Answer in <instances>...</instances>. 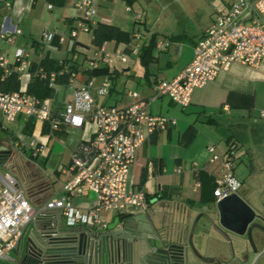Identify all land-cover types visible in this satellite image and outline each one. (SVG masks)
Wrapping results in <instances>:
<instances>
[{"label": "crops", "instance_id": "obj_1", "mask_svg": "<svg viewBox=\"0 0 264 264\" xmlns=\"http://www.w3.org/2000/svg\"><path fill=\"white\" fill-rule=\"evenodd\" d=\"M4 1L0 2V8L2 7L4 13L3 16H0V24L4 18H7L20 31V35L13 37L11 44L2 45V49L5 48L4 53L12 54L15 48H20L28 52V60H39L42 56L48 54L52 59H71L75 63L77 73H75L71 83L66 85L69 87L64 90V98H61V94L55 91L53 98L50 99L52 110H59L70 102L75 90L90 78H93L95 86L103 79H108L110 82L108 95L106 97L95 96L98 105L116 108L126 107L134 101L128 96L130 92H133L140 99L149 101L148 112L151 115L174 121V124L166 129L147 136L146 140L136 150L134 159L129 165V184L135 192L145 194L148 201V210L142 211L139 208H130L123 214L103 213L102 217L107 223V228L95 227L90 229L108 232L132 215L145 214L152 220L154 227L168 229L173 235L179 233L180 236L186 237L190 230L192 217L195 215V213H191L190 218H188L189 209L199 211L210 203L208 201L213 198L211 181L214 183V177L218 175L220 167L218 162H209L210 155L206 150L208 146L213 147L214 153L224 155L232 160L234 164L233 175L238 161H241L242 157L245 158L243 164L247 174L244 180H239L245 185L251 181L258 188L264 187V130H259L257 127L259 122H264L259 118V111L264 108V64L258 68H253L236 62L231 63L225 71L219 72L213 80L208 81L201 88L194 89L190 104L184 110L177 108L166 96L150 100L155 94V83L160 80H172L183 71L192 59L193 47L212 20L218 15L226 14L232 3L237 0H217V2L201 0L207 10L206 16L194 28H184L179 32L169 33L168 35L154 32L152 30L154 24L147 28L145 15L140 4L141 0H94L98 9L94 16L95 19L94 17L92 19L93 26L96 23L113 25L128 33L131 37L128 44L116 45L112 41L104 43L102 46L104 52L109 54L115 50H120L122 55H135L140 68L137 71L132 70V64L127 65L128 60L124 56V62L114 58L108 59V62L101 59L98 61L96 68H90L89 61L93 59L94 48L83 42L82 38H79L83 34L89 35L90 42V33H78L75 41L66 42L63 45L57 42V44L45 46L41 41L38 42L32 38V27L40 22L48 25L50 22L43 20L47 18L51 20L53 9L58 11L56 19H62L63 23L67 24L68 29L67 36L58 34L55 31H52V33L56 36L68 37L70 30L76 27L75 21L80 13L73 6L75 0H11L10 7L7 10L3 8ZM181 1L187 7L188 0ZM169 2H173V0ZM155 3L161 5V10L165 9V4H161V1L148 0L150 5L155 6ZM38 5L46 7V11L49 12L47 18L42 17L37 10ZM120 7L124 8L126 14H140V21L135 23L133 17L130 23V19L119 12ZM127 7L130 8V12L126 11ZM133 9H135L134 12ZM249 17L250 14H247L245 19ZM42 30L45 31V29ZM135 32L140 34L138 41L132 37ZM149 43L152 44V47L147 55L141 57V47L147 46ZM108 44H110V50L107 51ZM164 44H167V46ZM136 45H138V48L135 50ZM119 65H124L125 68L121 70ZM99 68H106L107 72L102 75L90 76L87 71ZM26 82L27 75L21 78V90L25 88ZM70 85H72V88H70ZM134 85L136 88H133ZM229 93L244 96L245 100L252 101V105L250 108L239 106L238 103L235 106H229L225 103ZM207 119L212 122H206ZM243 119L246 120V133L251 130L255 132L257 141L246 152L242 153V145L236 136L239 135L238 126L241 125ZM25 121L22 117H18L14 123H21L22 128ZM188 127H192L196 133L190 143L183 146L180 143V137ZM40 128L41 124H39V134ZM67 129H65L64 134H53L51 138L40 134L44 140L36 142L42 147V152L36 157L37 159L32 160L25 152H22L24 156L28 157L26 167L29 165L30 173L37 168H46L50 157L55 154H57L56 156H62L67 153L69 155L68 162L62 167L68 166L70 157L78 143L92 137L94 124L86 122L81 129L70 128L73 132L70 135ZM26 150L28 152V149ZM53 152L55 153L53 154ZM250 157L252 161H248ZM43 158L45 160L42 166L40 161ZM153 160L163 161L164 167L160 174L153 172L154 167L151 164ZM14 165L18 168V172H12ZM143 171L144 181L141 182ZM195 171L201 172L202 181L195 177ZM11 172L20 181L30 203L35 206H42L61 194L60 189L63 184L58 188L54 187L50 181V176L44 179L34 178L33 181L26 183L24 177L29 172L24 166L17 165L15 162L11 167ZM71 204L81 209L91 208L94 205V197L92 194L84 197H73ZM31 223L34 226L43 225L47 228L56 225L66 227L60 213L55 210L47 211L38 221L34 219ZM84 228L86 227L76 226L72 229L80 230ZM198 233L197 230L193 238L194 248L202 257H213L215 254L211 253L210 250H206L203 240L197 238ZM13 252L16 253V251ZM16 255L19 258V253H16ZM14 263H16V260Z\"/></svg>", "mask_w": 264, "mask_h": 264}, {"label": "built area", "instance_id": "obj_2", "mask_svg": "<svg viewBox=\"0 0 264 264\" xmlns=\"http://www.w3.org/2000/svg\"><path fill=\"white\" fill-rule=\"evenodd\" d=\"M10 1H4L5 10L10 7ZM73 6L81 13L79 24L70 30L68 37L43 31L41 40L45 46L55 38L58 44L63 45L75 41L78 33L91 32L95 15L93 0H75ZM126 11L130 12V8L127 7ZM247 14L250 17L245 19ZM133 17L135 23L140 21V14ZM17 35H20V31L4 18L0 24V68L16 63V71L22 78L29 65L28 52L15 48L12 54H6L1 50L3 44H11ZM132 37L138 41L140 34L135 32ZM137 48L138 45L134 47L135 50ZM113 57L124 62L120 50L108 54L101 47L94 51L89 67L96 68L99 60L108 62ZM234 62L253 68L264 64V0H237L226 14L216 16L193 47L189 64L176 78L157 81L155 94L150 100L166 96L177 108L184 110L190 104L194 89L203 87ZM49 86H53V75H50ZM109 89L108 79L95 86L93 78H90L75 90L72 100L56 113L51 109L50 99L40 100L26 95L22 90L0 92V122L14 123L18 117H22L39 124L45 123L52 131H56L58 125L81 129L86 122L94 124L89 144L81 147L80 153H72L68 166L60 168V173L67 177L60 189L61 194L42 206H35L27 199L20 181L11 172L14 160L8 167L3 166V171L0 169V262H15L10 253L15 251L24 229L47 211H58L68 228L106 229L103 213L123 214L130 208L148 210L145 194L135 192L129 184V165L147 136L166 129L174 121L151 115L148 112L149 101L140 99L133 92L128 96L134 101L126 107L98 105L95 96L106 97ZM259 118L264 120V108L259 111ZM30 142L28 152L32 158H36L41 154L42 147L34 141ZM12 147L16 148V143ZM206 150L210 155L209 162H218L220 167L218 175L214 177V200L236 194L242 182L233 175L232 160L214 153L212 146ZM89 194L94 197L91 208L81 209L71 204L73 197Z\"/></svg>", "mask_w": 264, "mask_h": 264}, {"label": "water", "instance_id": "obj_3", "mask_svg": "<svg viewBox=\"0 0 264 264\" xmlns=\"http://www.w3.org/2000/svg\"><path fill=\"white\" fill-rule=\"evenodd\" d=\"M5 162H1L0 169ZM197 212L189 209L188 218L191 213L195 215L187 238L154 227L145 214L132 215L108 232L59 225L47 228L30 223L15 249L19 253L18 264L31 261V264H227L238 260L234 254L225 255L219 248H210L215 254L213 257H202L194 248L193 238L197 230V238L204 242L210 231L243 237V228L251 223L252 215L239 196L231 194L214 200ZM253 229L260 230V227L250 224L245 235L253 256L252 264L264 256V252L257 253L251 236ZM205 244L208 246V241Z\"/></svg>", "mask_w": 264, "mask_h": 264}, {"label": "rangeland", "instance_id": "obj_4", "mask_svg": "<svg viewBox=\"0 0 264 264\" xmlns=\"http://www.w3.org/2000/svg\"><path fill=\"white\" fill-rule=\"evenodd\" d=\"M1 1H3V0H0V2ZM160 1L162 2L161 4H165L164 5L165 9L161 10V5L157 4V3H155V6L148 4V0H141L140 1V4L142 5V9H143V14L145 15V24H146L147 28H149L151 25L154 24L152 26V30L154 32H160V33H163L165 35H168L169 33L179 32L184 28L192 29L207 14V10L204 8L203 2H202L203 0L202 1L201 0H188L187 1V7L184 6V3L181 0H173V2H169L171 0H157V2H160ZM213 1L217 2V0H213ZM219 1H218V3H219ZM93 2H94L95 15H96L98 7L95 5L94 0H93ZM37 10L41 13L42 17L47 18L49 12L46 11L45 6L43 7L41 5H38ZM134 10L135 9H133V12H134ZM119 12L122 15L128 17L130 19V23H131V19H133L134 13L126 14L124 12L123 7L119 8ZM38 13H36V14H38ZM3 14L4 13H3V10L1 7L0 8V16H3ZM57 15H58V11L56 9H53L52 14H51V20H49L48 18L43 20L45 22H50L48 25H46V23L42 24V22H40L39 24L36 23L31 29L32 38H34V40H37L38 42L41 41V43L44 44L41 40V34L43 32L42 29H45V31H48V32L50 31L51 33H52V31L53 32L55 31L58 34H62L64 36H67L68 26H67V24L65 25L63 23L62 19L57 20L56 19ZM80 18H81V13L78 14V19L75 21L76 26L79 24ZM94 19H95V17H94ZM49 28H50V30H49ZM79 38L80 39L82 38L83 42H85L86 44H90V42H89L90 36L89 35L83 34ZM4 49L5 48L3 47V49H2V46H1L2 52ZM108 50H110V44L107 45V51ZM89 54H90V51H89ZM123 56L126 58V60H128L127 65L132 64V70L133 71H137L140 69L139 65L137 64V60L135 58V55L123 54ZM119 66H120L119 68L121 70L125 68L124 65L123 66L119 65ZM120 82H121V80H120ZM67 87H69V86L56 85L55 91L59 92L61 94V98H64L63 97L65 95L64 90L67 89ZM70 88H72V85H70ZM133 88H136V86L134 85ZM245 123H246V120L243 119V121L241 122V125L238 126L239 135L236 136V138L238 139V141L242 145V147H241L242 153L246 152L247 149L251 145H253V143H255L257 141V136L255 135V132H253L251 130V131H249V133H246ZM21 126H22L21 123H19V124L18 123H12L11 124V123H6L4 121H2L0 123V142L7 143V139H8V136L10 134L13 137H17V141L14 142V143H16L17 147L14 148L11 145L13 157L11 160H9L8 162L5 163L4 168L8 167L9 163L15 159L14 162L17 163V165H20L22 167L24 166L26 168L27 172H29V169H30L29 165L26 167V164L28 162V157L24 156V154L22 153V150L28 149V146L31 143L30 141H34V142L43 141L44 138L38 132L39 131V124L35 125L31 134L24 133L22 131L23 127L21 128ZM257 127L259 130H264V122H259L257 124ZM67 130H68L69 135L71 133H73L70 128H68ZM11 141H12V139H11ZM35 144L40 145L38 143H35ZM54 153L55 152H53V154ZM56 155L57 154L50 157L49 163L46 166V168H44V167L37 168L35 171H33L31 173L29 172V174L24 177L26 183L33 181L34 178L44 179V178H47L48 176H50V178H51L50 181L53 183V186L56 188H58L63 183H65L66 177L60 173V168L62 167V165L67 164L68 159H69V155L67 153H64L62 156H56ZM239 155L241 156L240 153H239ZM245 160L246 159L242 157L241 161H238V165L235 167L234 176L238 180L239 179L244 180L246 177L247 171L244 168V164H243V162H245ZM235 163L237 164V162H235ZM17 169L18 168H16L14 165V167L12 168V172L13 173L18 172L19 170H17ZM193 191H195V190H193ZM10 257L12 259L16 260V263H14L13 261H6V262H0V264H18V258H17V255L15 252L10 253Z\"/></svg>", "mask_w": 264, "mask_h": 264}, {"label": "trees", "instance_id": "obj_5", "mask_svg": "<svg viewBox=\"0 0 264 264\" xmlns=\"http://www.w3.org/2000/svg\"><path fill=\"white\" fill-rule=\"evenodd\" d=\"M91 41L90 45L94 48V51L101 48L104 43L106 42H114L116 45L118 44H128L130 41V35L126 32L121 31L119 28L113 25L109 24H103V23H96L91 28ZM51 44H57V40L54 39ZM152 47V44L149 43L147 46L141 47V57L148 54L150 48ZM17 64L15 63L12 66H8L6 68H0V92L6 93V92H17L20 91L21 87V78L19 72L16 71ZM90 74V76L93 75H102L107 72L106 68H99L97 70H87ZM75 73H77V68L75 66V63L71 61V59H64V60H55L48 56V54H45L42 56L39 60H29V65L26 69V75H27V82L25 85V88L22 90L26 95L35 97L40 100L44 99H52L54 92H55V86L56 85H68L70 84L71 80L73 79ZM50 75H53V86H49L50 83ZM226 104L229 106H235L237 103L239 106H245L250 108L252 105L251 100H245L244 96L237 95L235 93H229L226 97ZM60 110V109H59ZM59 110H56L55 113ZM52 114V118H54V114ZM206 122H212L210 119H207ZM35 121L33 119H27L23 123V132L26 134H31L34 126ZM65 127L62 125H58L56 131H52L49 129L47 124L42 123L40 128V134L43 136L52 137L53 134H64ZM195 130L192 127H188L184 133L180 137V143L183 146H187L192 138L195 136ZM10 139H12L13 142L17 141L16 137H13L12 135H9ZM91 138L86 141H80L74 150L73 154H77L81 152V147L89 144ZM24 149V148H23ZM22 152H25L29 158H32L31 155H29V152L27 150H22ZM44 158L40 161V164L43 166L44 164ZM153 168V172H156L160 174L162 172V169L164 167V163L162 160H153L151 162ZM194 175L196 178L202 181L201 179V172L195 171ZM144 181V171L141 175V182ZM200 182V181H199ZM211 194L214 189V183L211 181ZM201 184V183H200ZM28 199V197H27ZM29 200V199H28ZM213 201V198L210 199L208 202ZM30 202V201H29ZM33 261H31L32 263ZM30 263V264H31Z\"/></svg>", "mask_w": 264, "mask_h": 264}, {"label": "flooded vegetation", "instance_id": "obj_6", "mask_svg": "<svg viewBox=\"0 0 264 264\" xmlns=\"http://www.w3.org/2000/svg\"><path fill=\"white\" fill-rule=\"evenodd\" d=\"M11 145L12 141L9 136L7 143L0 142V164L3 161L7 162L12 159L13 153ZM248 161H252V158L250 157ZM250 176L252 177L253 175ZM236 194L239 196L243 205L249 209V212L252 215V221L250 224L260 227V230L253 229L251 231V236L255 241L257 253L264 252V187L258 188L250 181L246 185L241 184V187ZM197 213H200V210ZM250 224L243 228V237H238L224 231L220 235L210 231L206 234L205 242L203 241L205 249L210 250V248H219L224 251L225 255L229 256V254H234L238 260L234 262L229 261L227 264H252V252L246 243L247 238L245 236ZM207 241L208 246L205 244ZM254 264H264V256H262L261 259L256 261Z\"/></svg>", "mask_w": 264, "mask_h": 264}]
</instances>
